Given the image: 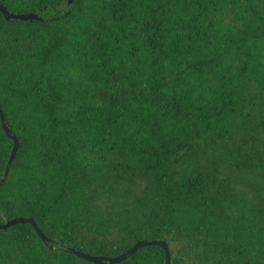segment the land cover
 Masks as SVG:
<instances>
[{
	"label": "trees",
	"instance_id": "trees-1",
	"mask_svg": "<svg viewBox=\"0 0 264 264\" xmlns=\"http://www.w3.org/2000/svg\"><path fill=\"white\" fill-rule=\"evenodd\" d=\"M67 1L0 0V224L51 240L0 264H264V0Z\"/></svg>",
	"mask_w": 264,
	"mask_h": 264
},
{
	"label": "water",
	"instance_id": "water-1",
	"mask_svg": "<svg viewBox=\"0 0 264 264\" xmlns=\"http://www.w3.org/2000/svg\"><path fill=\"white\" fill-rule=\"evenodd\" d=\"M72 2H73V0H68L67 6L71 5ZM0 13L3 14V16L6 20L16 19V20H21V21H27V20H37L40 22L46 21V19L43 17H40L38 13H34V12L22 13V14L11 13L3 5H0ZM0 118H1V125H2V128H3L5 135L9 139L13 140V146H12V149H11V152L9 155V159H8V161H11V165H12L13 161L16 159L17 151L19 149L20 143H19L17 137L11 132V129L9 128L6 116L1 109V105H0ZM10 168L11 167H8L6 164L4 173H3L2 177L0 178V179H3V185H4L6 179L9 175ZM5 173L7 174L6 176H5ZM2 186H0V189ZM25 223H28L32 226V228L34 229L36 234L39 235V237L41 238V240L45 244L48 245L50 243L51 240L44 234V232L42 230H40L37 222L31 217H16V218L10 219V220L6 221L5 223L0 224V230L8 229V228H10L16 224H25ZM147 246H159V247H161L165 252V264H171L170 249H169V246L165 240L138 241L132 247H130L125 252H123L122 254H120L116 257H104V256L90 255V254L78 251V250H76L74 248H70V247L66 248L65 250L68 253H71V254H73V255L81 258V259L92 262L94 264H117V263H121V262L125 261L129 257L133 256L139 249H141L143 247H147ZM50 248L53 249V247H50Z\"/></svg>",
	"mask_w": 264,
	"mask_h": 264
},
{
	"label": "snow or ice",
	"instance_id": "snow-or-ice-1",
	"mask_svg": "<svg viewBox=\"0 0 264 264\" xmlns=\"http://www.w3.org/2000/svg\"><path fill=\"white\" fill-rule=\"evenodd\" d=\"M7 166L8 167H11V161H8L7 162ZM7 174L5 173V176H6ZM3 185V179H0V186H2Z\"/></svg>",
	"mask_w": 264,
	"mask_h": 264
}]
</instances>
